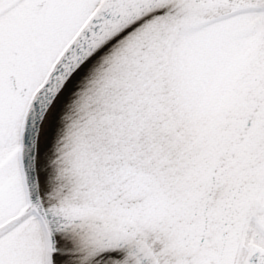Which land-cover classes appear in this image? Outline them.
I'll list each match as a JSON object with an SVG mask.
<instances>
[{
  "label": "snow or ice",
  "instance_id": "1",
  "mask_svg": "<svg viewBox=\"0 0 264 264\" xmlns=\"http://www.w3.org/2000/svg\"><path fill=\"white\" fill-rule=\"evenodd\" d=\"M0 264H264V0H0Z\"/></svg>",
  "mask_w": 264,
  "mask_h": 264
}]
</instances>
